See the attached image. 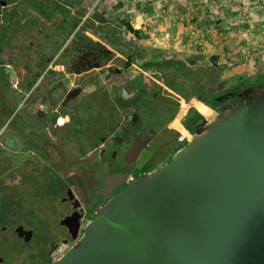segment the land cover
Segmentation results:
<instances>
[{
  "label": "flooded vegetation",
  "instance_id": "flooded-vegetation-1",
  "mask_svg": "<svg viewBox=\"0 0 264 264\" xmlns=\"http://www.w3.org/2000/svg\"><path fill=\"white\" fill-rule=\"evenodd\" d=\"M17 3L0 8V82L5 63H11L17 73L34 75L23 94L7 86L2 90L13 99L0 108V198L7 195L9 201L0 207V264H50L76 244L96 219L99 208L182 149L178 147L190 140L197 123L205 119L202 114L214 115L208 108L215 112L216 119L226 104L243 100L229 97L220 102L222 96L236 95L264 82L238 86L221 95L217 90V96L212 97L215 103L196 98L208 108L198 104L201 114L191 107L177 122L176 116H171L174 97L151 95L154 88L140 82V76L136 82L102 81L100 85L97 66L100 77L116 74L121 78L124 71L113 63L98 61L97 46L90 37L81 34L82 43L67 45L71 35L82 33V28L87 31L91 13L83 27L75 31L76 17L69 11L65 15L64 6L54 9L44 3L33 4L44 17L51 11L62 16V11L63 21L51 24V34H46L45 22L38 23L35 17L31 20L30 8L25 6L19 5L17 12ZM7 6L13 10L5 13L2 9ZM4 19L9 22L5 24ZM56 74L58 77H53ZM90 106L94 107L92 113L99 111L110 121L93 145L87 132ZM163 108L169 110L166 123L156 125L154 112ZM194 109L201 119H196ZM47 175L60 178L59 200L35 206L33 214L28 204L14 202L12 195L30 198L41 194L39 189ZM50 194L56 196L54 191Z\"/></svg>",
  "mask_w": 264,
  "mask_h": 264
},
{
  "label": "water",
  "instance_id": "water-1",
  "mask_svg": "<svg viewBox=\"0 0 264 264\" xmlns=\"http://www.w3.org/2000/svg\"><path fill=\"white\" fill-rule=\"evenodd\" d=\"M229 97L50 264H264V83Z\"/></svg>",
  "mask_w": 264,
  "mask_h": 264
},
{
  "label": "crops",
  "instance_id": "crops-1",
  "mask_svg": "<svg viewBox=\"0 0 264 264\" xmlns=\"http://www.w3.org/2000/svg\"><path fill=\"white\" fill-rule=\"evenodd\" d=\"M80 1L82 0H35L33 4L44 3L45 5L46 4L52 5L54 9L57 6L60 8L61 6H64V8L67 11H69L68 13H70V15H73L75 17L77 16L76 21H78V24L74 25L73 27V30L77 31L83 27L84 22L90 17L89 15L91 13V10L95 9L94 7L97 5V2L99 0L98 1L83 0L85 2H88L90 5V9H89L90 11L88 13L87 12L84 13V16L81 15V12H77L78 14H76L75 5H79ZM108 1L110 4V1L113 0H108ZM124 2L125 0H119V2H117V5L115 7L119 5L124 10ZM235 2H240V0H232V2L230 0H159L158 6L166 5L169 6L170 8L169 13L167 14L164 20H160V21L153 20L152 12L148 14L142 13L141 15H139L138 13L136 16H134V18L132 17L133 19L132 22L130 23L135 30L140 28L145 31L147 30V28H149V30H153V32L149 31V35L151 34L157 37V41L156 42L154 41L156 45H154L153 47L168 50L169 52L174 54H176L175 50L185 51V53H187L184 54L185 56L187 55L192 58L202 59L204 61L209 59L213 60L212 58H214L216 59V61L214 60L213 62H215L217 65L223 64L224 61L226 60L225 61L226 63L232 64L231 67H234V65L236 64L234 60H236L237 63H247L250 72L252 71L255 72L256 74L261 72L260 74H263L264 56L262 59L258 56L259 52L261 53L263 52L257 46H254L256 44H259V42L253 40V36L255 35L254 33L255 29L256 30L257 28L258 30H260L259 28L264 29V18L261 16H259V18H257V16H254L252 27L242 26L237 20L239 12L237 13V16H234L236 13L235 14L233 13V15H231L232 12L231 8H233V12L237 11L236 7L233 6L234 4H236ZM8 4L9 2H6V5ZM27 4H28L27 8L32 7L30 3ZM5 6L2 5V7ZM25 7L23 9L24 12H26ZM10 10H13V7L7 6V8L2 9V11L5 13L9 12ZM110 10L112 11V6H110ZM208 12H215L217 18L216 21H212L211 23H209V26L212 28L211 34L208 33L206 34L205 31L206 29H208V26L204 22H202L203 17ZM58 13L60 14V11ZM126 13L130 15V13L128 12ZM126 13L125 15H127ZM29 14L33 15L32 12H29ZM61 15H62V11H61ZM78 16L82 18H79ZM92 17H90V19L87 21L88 22L87 23L88 26L86 27L88 31L87 34L89 35L93 43L96 44L98 49L99 48L103 49L104 47L102 45L104 46L106 45V47L108 46L122 47V45L125 44V43L123 44L122 40L118 38V29L115 28L114 25L110 24L111 27L115 28L113 29V31H107L103 26L105 24L104 20L98 18L99 16L97 15H95L93 18ZM135 18L137 19L135 20ZM123 20H126V22L129 21L128 19L125 18L120 19V23L122 26H123V22H122ZM136 25H140L139 28H136L135 27ZM100 28H102V30H100ZM124 29L125 32L128 33L127 29L123 26V30ZM188 33L193 35L192 36L189 35L188 39H185L184 36ZM236 33H238L239 36L240 35L242 36L243 34L247 35L246 37L247 41L245 40L246 41L245 42L243 40L241 44H238V42L240 43L241 41H234V40L231 42L226 41L227 39H229L228 36L235 37ZM130 35L134 37V35L132 34ZM115 36L119 39L120 45L118 44L115 45V42L113 41ZM70 38L68 40H70ZM186 40H189L187 42L188 47L184 48L183 44L186 42ZM197 41L200 42L197 43ZM157 43L159 44L158 46ZM199 43H201L202 46H199L198 45ZM259 45L263 46L264 43L263 44L260 43ZM117 53L119 52L118 51L110 52V50L108 49L106 50V52L105 50H103L102 52L100 51L99 53L97 52L99 59L103 58L104 63L108 62L107 64H112L110 62L112 61V59H115L116 55H118ZM240 54L242 55L240 56ZM98 56H97V60H98ZM256 59L260 63H262V65H260L258 68L256 64L253 65L254 62H257L255 61ZM260 69H262L263 72L260 71ZM97 70H98V66H97ZM1 71L3 78L1 79L0 82V91L2 93L0 98V108H3L6 103H10L13 97L9 96V94L7 95L5 91L2 90L4 88L6 89L7 86L8 88L10 87V89H13V92H20L21 94H23L28 91V89H26V86L29 83V79L33 77L34 74H30V72L26 73L25 71L22 74L17 73L15 68L11 65V63H5L3 66H1ZM53 77H58V75L56 74ZM8 81L10 82L12 81L13 83H9ZM20 107L21 105H19V108ZM206 108L208 107L206 106ZM197 110L202 114V112L198 108ZM208 110L214 114L213 119H215L216 116L215 112L209 108ZM202 115L204 116V114Z\"/></svg>",
  "mask_w": 264,
  "mask_h": 264
},
{
  "label": "rangeland",
  "instance_id": "rangeland-1",
  "mask_svg": "<svg viewBox=\"0 0 264 264\" xmlns=\"http://www.w3.org/2000/svg\"><path fill=\"white\" fill-rule=\"evenodd\" d=\"M5 1L9 2L10 0H2L1 2H5ZM96 1H98V0H96ZM230 1L232 2V0H230ZM34 2H35V0H20V1H18L17 5H16V7L18 8V10H16V11L20 12V9H21L20 6H25L26 5V7H27V5H28L27 3H30L32 5V7H30L29 12H32V14H33V15L30 16V19L32 20L33 17H35L36 19H38V21H39L38 23H42V21H44L45 22V26H43L44 32L46 34L47 33L51 34L50 30H49L50 29L49 27L53 23L54 24H59L61 21H63L62 20V19H64L63 14H62V16H60V15L58 16L56 14H53L52 11H51V12H48V15L46 17H44V16H42L40 14V11H37L36 9H34V6H33ZM117 2H119V0H113V1H110V4H109L108 0H99L97 2V5L94 7L95 9L91 10V15L90 16L94 17L95 15H97V16H99L98 18H100L101 20H104L105 24L103 26L105 27V29L107 31H113V29L117 28L118 29V38H120L122 40L123 44L124 43L131 44V48L130 49H129V47H125L123 45H122V47L121 46H118V47H109L108 46V47H106V45L104 46L102 44L101 45L105 49L104 48L103 49L102 48H99V49L97 48V52L98 53L100 51L102 52L103 50H105V52H106L107 49L110 50V52L119 51V54L117 53L118 55H116L115 59H112V61L110 63H113L114 67L118 68V70L119 69H123V71H124V73L121 76V78L118 77L116 74H113L112 77H109L108 75L103 74V77H100L99 73H101V70L99 69L100 66H98V70H97L96 74H97V81L100 83V85L102 84V81L111 82V83L112 82H114V83L116 82V83L121 84L124 81L128 82V80L130 79L133 82H136L137 76H140L139 71L136 69V67L134 65L130 66V67H128V65H126V64H128V58H127L126 53H129L130 51H133L134 48L135 49L139 48L141 51H143L144 58L142 60L138 59L136 61L139 66H141L142 64H144L147 61H157V60H161V59H164V58L165 59L166 58H169V59H171V58H180V59L185 60L187 63L191 64V66H193L194 68H197V69L208 68L209 66L215 65V62H213V60H211V59L204 61L202 59L192 58V57L187 56V55L185 56L184 54H187V53H185V51H177V50H175L176 54H174V53L169 52L168 50H164V49H159V48L153 47L154 45H156V43H154V41L155 42L157 41V37L155 35H151V34L149 35V31L153 32V30H149V28H147L146 31L142 30L141 28L137 29V30H140L141 33L143 34V36H144L143 39H136L135 37H132L130 34L125 32V29L123 30V26L120 23V19L125 18V19H128L129 22H132V19L134 18V16H136L138 13H139V15H141L142 12L138 11L135 7H132L133 15L132 14L128 15L125 12V10L122 9L121 6L118 5L117 7H115L117 5ZM235 3L236 4H234L233 6L236 7L237 11L233 12V8H231V10H232L231 15H233V13L234 14L236 13L234 16H237V13L238 12L240 13V11L243 8H252V9L254 8V6L249 1H246V2L240 1V2H235ZM110 6H112V11L110 10ZM1 7H2V5L0 6V8ZM75 9H76V14H78L77 12H81V15L84 16V13H86V12L88 13L90 11L89 10L90 9V5H89L88 2H85V1L82 0V1H80L79 5H75ZM254 10L256 11V8H254ZM44 13L45 12H42V14H44ZM125 13L127 15H125ZM255 13H256L255 16H257V18H259V16L264 18V13L262 11H256ZM65 15H67V14L65 13ZM79 18H82V17H79ZM136 19L137 18H135V20ZM8 22H9L8 19H4V23L5 24H7ZM110 24L114 25L115 28L111 27ZM155 25H156V23H155ZM139 26L140 25H136L135 27L139 28ZM152 28H154V27H152ZM259 29L260 30H258V28H257V30L255 29V32H254L255 35L253 36V40L258 41L259 44L260 43L263 44L264 43V29L263 28H259ZM47 30H48V32H47ZM81 32L82 33H79V31H77L76 33H74L72 38H70V40H68L67 45H69L70 47H73L72 46L73 44L82 43V41H84V40H83V38H81L82 41L80 40L81 34L83 36H86V38L89 39V35L86 33V29L85 28H84V30L82 28ZM236 35H235V37L228 36L229 39H227L226 41H229V42H231L233 40L234 41H241L240 43L238 42V44H241L243 40L244 41L246 40L247 35L243 34L244 36L243 35L242 36L244 38L241 35L239 36L238 33H236ZM66 38H68V36H66ZM85 41H87V39ZM158 45L159 44L157 43V46ZM34 50H35V48H34ZM261 50L264 53V45H263V48ZM241 55L242 54H240V56ZM100 60H102L103 63H104V59L103 58L99 59V56H98V61H100ZM225 61H224L223 64L217 65L218 68L219 69L221 68V70L223 71V73H222L223 75L221 77V81L219 80V82L215 86H213L215 91H217V90L227 91L228 89H230V88L234 87L235 85H237L239 83V81H240L239 77H236L233 74V67H231L232 64H228ZM255 61H257V62H254L253 65L256 64L257 68L260 65H262V63H260L257 59ZM260 71H262V69H260ZM249 74H250V76L256 75V73L252 72V71L249 72ZM155 77L156 76L153 75L151 72L146 73L145 74V84L152 85V87L154 88L153 92H154V94H157L158 97H160L162 95H167L165 89H161V85H162L163 81H159ZM255 80H259V78L255 79ZM0 98H1V95H0ZM182 102H184V101H182ZM188 102L191 104V106H193V108H196V109L198 108L197 107L198 104H202L196 98H191ZM202 105H204V104H202ZM99 106H98V104L95 105L96 108H99ZM179 106H180V104H179ZM179 106H178V111H179ZM204 106H206V105H204ZM93 108L94 107L90 106L89 110L86 113L87 124H88L87 125V128H88L87 132H88L89 135L92 136V142H91L92 145L95 142L98 141L99 135L103 134L105 132L104 130L106 128H109V124H110L109 117L105 116L104 114L99 113V111H94L92 113L91 110ZM186 109L187 108H185V110ZM96 112H97V114H96ZM168 112H169V110H166L164 108L154 112L155 116L152 117L153 122L156 125L157 124L164 125L166 123V118H167L165 116H166V113H168ZM178 119L175 118V120L177 122H180ZM20 120H21V117H20ZM210 121H212V120H210ZM13 123H17V122L13 121ZM189 141L190 140H187L184 144H181L178 148H181V147L184 148L189 143ZM165 162H167V161H165ZM59 180H60V178H55L54 176L47 175L45 178H43V184L40 186V189H39L41 194H39L38 196H32L30 198L22 197L23 195H19V194L12 195V197L15 198L14 202H16L17 204H21V205H23L24 203L28 204L27 207L31 208L30 212L32 214L34 213V210H35L34 207L35 206L42 207V205H44V204H46V205H48V203L54 204L57 201V199L59 198V195L57 193H61V195H62L61 189L58 192V188H60V185L58 183ZM64 188L65 187H63L62 189H64ZM53 191L56 193V196L50 194V192L53 193ZM14 193H15V191H13V192H11L9 194L11 195V194H14ZM6 196H5L4 199L2 197L0 198V207H2L5 204L9 203V201L7 200ZM18 208H19V206H17L16 210ZM1 209L5 210V208H1ZM12 210L14 211V207H12ZM40 211L44 212V209H42ZM39 219H41V218H39Z\"/></svg>",
  "mask_w": 264,
  "mask_h": 264
},
{
  "label": "trees",
  "instance_id": "trees-1",
  "mask_svg": "<svg viewBox=\"0 0 264 264\" xmlns=\"http://www.w3.org/2000/svg\"><path fill=\"white\" fill-rule=\"evenodd\" d=\"M2 1V0H1ZM19 0H10L9 3H15ZM125 3V2H124ZM139 6V5H138ZM136 6L137 9L139 7ZM158 5L153 6V4L147 5L140 10L143 13H154L155 8ZM39 8V7H38ZM166 12L170 11L169 6H163ZM64 12V11H63ZM68 11L64 12L67 14ZM137 14V13H136ZM135 14V15H136ZM239 15V14H238ZM166 18V17H165ZM164 18V19H165ZM238 20V19H237ZM123 26L127 29V32L134 35L136 39H143V34L141 31L135 30L131 23L126 20H123ZM239 22V21H238ZM78 24V21L75 22V25ZM102 30V28H100ZM115 45H120L119 39L115 36L113 39ZM123 46L131 48V44L125 43ZM119 52V51H118ZM119 54V53H118ZM116 55V54H114ZM128 58V67L134 65L136 69L140 73V82L145 84V74L151 72L155 75L156 79L159 81H163L161 85V89H165L167 95L174 97V110L171 114L172 117H175L178 113V106L180 101L188 102L191 98H198L199 100L207 103H215L212 97H216L215 86L219 80L221 81L223 71L221 68L219 69L217 64L213 66H209L208 68L197 69L191 66V64L187 63L185 60L180 58H171V59H161L157 61H147L141 66L137 64V60H142L144 58L143 51L139 48H134L133 51L126 53ZM213 61L216 59L212 58ZM233 67V74L236 77H239V83L234 87L228 89L232 90L238 86L248 87L255 86L264 82V73L256 74L254 76H250L249 68L247 63H237ZM259 78V80H255ZM147 92V91H146ZM226 91H220V95ZM153 91L150 93L152 94ZM210 93V94H208ZM208 94V95H207ZM208 105V104H207ZM194 113L196 114V119H201L202 116L194 109ZM193 130V128H192Z\"/></svg>",
  "mask_w": 264,
  "mask_h": 264
},
{
  "label": "built area",
  "instance_id": "built-area-1",
  "mask_svg": "<svg viewBox=\"0 0 264 264\" xmlns=\"http://www.w3.org/2000/svg\"><path fill=\"white\" fill-rule=\"evenodd\" d=\"M158 1L159 0H125V3H124V10L130 14H133V11H132V7H135L138 6L139 9H137L138 11L140 10H143V8L147 5H150V4H153V6L155 5H158ZM240 1H243V2H246V1H249L253 6L254 8H256V11H262L264 13V0H240ZM254 8H243L239 15H238V21L239 23L242 25V26H251L253 25V20H254V16H255V10ZM143 13V11H142ZM168 14V11L166 12V10L163 8V6H157L155 8V11L153 13V16H152V19L153 20H163ZM217 18H216V13L215 12H208L205 14V16L203 17L202 19V22H204L207 26H208V29H206V34H211L212 32V28L209 26V23H211L212 21H216ZM254 34V33H252ZM189 35H193V34H186L184 36L185 39H188ZM189 40H186V42L183 44V47H188V42ZM200 42V41H197V43ZM199 46H202L201 43L198 44ZM254 46H257L259 49H262L263 46L259 45V44H256ZM262 51V50H261ZM263 52V51H262ZM258 56L262 59L263 56H264V53H261L259 52L258 53ZM264 59V58H263ZM180 106H179V111L177 113V116H176V119H178L179 121H181V119L185 116V114L187 113V111L190 110V108L192 107L191 104L189 102H180L179 103ZM185 108H187L185 110ZM183 111L185 112L184 114Z\"/></svg>",
  "mask_w": 264,
  "mask_h": 264
},
{
  "label": "bare ground",
  "instance_id": "bare-ground-1",
  "mask_svg": "<svg viewBox=\"0 0 264 264\" xmlns=\"http://www.w3.org/2000/svg\"><path fill=\"white\" fill-rule=\"evenodd\" d=\"M209 121L210 120H213V118H214V115H211V114H206V115H204Z\"/></svg>",
  "mask_w": 264,
  "mask_h": 264
}]
</instances>
